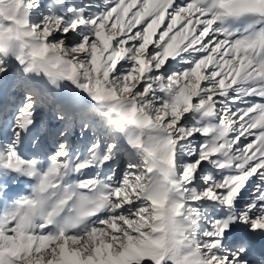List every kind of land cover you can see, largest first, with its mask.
<instances>
[{
    "label": "snow or ice",
    "instance_id": "6c2138e0",
    "mask_svg": "<svg viewBox=\"0 0 264 264\" xmlns=\"http://www.w3.org/2000/svg\"><path fill=\"white\" fill-rule=\"evenodd\" d=\"M0 264H264V0H0Z\"/></svg>",
    "mask_w": 264,
    "mask_h": 264
}]
</instances>
